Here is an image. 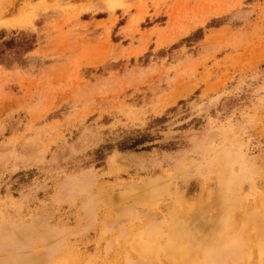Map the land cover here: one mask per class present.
I'll list each match as a JSON object with an SVG mask.
<instances>
[{"label": "rangeland", "instance_id": "374dc122", "mask_svg": "<svg viewBox=\"0 0 264 264\" xmlns=\"http://www.w3.org/2000/svg\"><path fill=\"white\" fill-rule=\"evenodd\" d=\"M222 240L264 264V0H0V264Z\"/></svg>", "mask_w": 264, "mask_h": 264}, {"label": "bare ground", "instance_id": "6f19581e", "mask_svg": "<svg viewBox=\"0 0 264 264\" xmlns=\"http://www.w3.org/2000/svg\"><path fill=\"white\" fill-rule=\"evenodd\" d=\"M194 220V219H193ZM200 221V220H199ZM250 222V221H249ZM253 222V221H252ZM191 224V223H190ZM203 225V224H202ZM206 225V224H205ZM183 226V225H182ZM173 227H175V226H173ZM188 227V226H187ZM173 230V229H172ZM175 230V229H174ZM245 231H246V229H245ZM244 231V232H245ZM174 235V234H173ZM172 235V236H173ZM189 235H190V233H189ZM176 237H177V235H176ZM196 237H197V235H196ZM185 240H189L190 239V237H188V236H186L185 238H184ZM194 239V238H193ZM191 240V239H190ZM195 240V239H194ZM213 240V239H212ZM203 241V240H202ZM177 242V241H176ZM192 242H193V240H192ZM196 242V241H195ZM212 242V241H211ZM228 241L227 240H222V241H218L216 244H215V248H213V250L211 249L210 250V252L207 254V256L212 260H208V262H207V264H212V263H216V262H219V263H223V264H230L231 262H233V263H235V262H238V261H240L242 258H243V255L245 254L243 251H242V254L241 253H238V252H236L235 250H232V251H230L228 254H226V258H224L223 259V246L227 243ZM194 243V242H193ZM197 245H199V244H197ZM247 251H248V249H246ZM175 251V250H174ZM246 251V252H247ZM252 251V250H251ZM172 253V252H171ZM174 253V252H173ZM182 254V253H181ZM187 254V253H186ZM199 254V253H198ZM251 254V253H250ZM171 256H173L172 254H170ZM179 255V254H178ZM175 256V255H174ZM248 256V255H247ZM164 257V256H163ZM181 257V260H184L183 258H185V257H182V256H180ZM206 257V256H205ZM175 258V257H174ZM207 258V257H206ZM248 258V257H247ZM164 259V258H163ZM192 259V258H191ZM190 259V260H191ZM167 260H168V257H167ZM171 260V259H170ZM189 259H188V261H190ZM194 261H195V258L193 259ZM264 260V259H263ZM262 260V261H263ZM177 261H178V259H177ZM187 261V260H186ZM176 262V261H175ZM172 263H174V262H172ZM263 263H264V261H263ZM175 264V263H174ZM187 264H198V263H196V262H194V263H187Z\"/></svg>", "mask_w": 264, "mask_h": 264}, {"label": "trees", "instance_id": "16d2710c", "mask_svg": "<svg viewBox=\"0 0 264 264\" xmlns=\"http://www.w3.org/2000/svg\"><path fill=\"white\" fill-rule=\"evenodd\" d=\"M143 139L135 140L132 144L129 145L128 149L136 148L138 145L142 144ZM145 147H142L140 150H144Z\"/></svg>", "mask_w": 264, "mask_h": 264}]
</instances>
